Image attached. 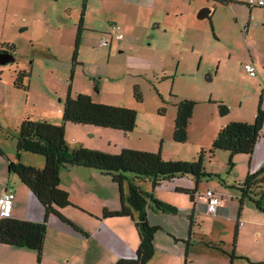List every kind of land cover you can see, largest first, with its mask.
Segmentation results:
<instances>
[{
	"label": "rangeland",
	"instance_id": "obj_1",
	"mask_svg": "<svg viewBox=\"0 0 264 264\" xmlns=\"http://www.w3.org/2000/svg\"><path fill=\"white\" fill-rule=\"evenodd\" d=\"M85 1L87 14L90 17L87 21L89 25L94 23L93 26H99L103 30L107 28L95 19V14L97 18L115 17L119 23H126L121 11L116 9L121 0H2L1 7L5 4L8 16L4 26L0 17V47L13 46L11 53L15 61L0 68L4 74H8V70L12 69L13 82L16 73L13 69L24 71L28 76L23 82L26 89L14 88L11 89L12 93L9 89L4 88V90L0 86V162L5 160L1 152L8 154L13 163L34 168L39 165L40 160H44L40 155L27 152L20 153L17 158L15 144L19 124L24 118L62 124L61 110L70 88L72 98L81 91L84 95L89 94L95 103L119 105L133 109L137 114L136 126L127 134L102 127L64 124L65 141L70 148L81 146L91 149L92 147L93 150L118 154L121 151L117 150L119 147H136L152 150L154 153L160 152L164 160L188 162L197 161L200 154H203L202 166L212 176L200 181L199 193L205 192L208 188L213 191L219 188L221 191L239 196L238 185L251 170L254 172L250 174H254L264 167V158H257L254 147L251 155L233 156L230 165L227 152L215 151L210 154L209 150L225 120L247 121L245 119L249 114L252 113L253 116L256 113L259 102L261 109L264 110V81L249 77L243 68L233 63V60H229L230 56L248 58L247 47L255 49L257 44L251 40L244 45L236 36L233 23H226L225 30L232 29L226 30V33L233 36L230 38L232 44L227 45V41L218 29L211 30V14L206 18H197L198 13L207 7L205 4L210 6L211 2L182 0L181 8L184 13L188 11L190 3L189 10L196 12L195 19L188 21L192 25L186 21L185 14L179 21L170 18L173 29L180 27V33L183 35V43L177 54L179 61L177 67L175 61H168L166 66L163 65L155 71L148 70L129 75L125 72L124 76H126L123 77L122 71L116 72L112 67L115 62L123 59V54H114L108 60V48L98 46L99 35L95 34L90 35L86 48L80 46L78 61L76 60L72 65L76 27L83 13ZM35 11H39V16H35ZM215 17L219 22H232V16L227 13L217 14ZM241 18L237 15V22L242 29L246 18L242 24ZM25 24H31L27 31L20 29ZM104 24L107 26V22ZM126 24L129 25L130 21ZM79 59L86 61L84 67ZM154 65L157 64H150L151 68ZM259 69H262V66H259ZM134 86H137L140 92L141 102H137L133 96ZM183 99L193 101L195 107L187 127L188 138L184 143H177L172 139L176 103ZM219 102H223L228 107V115L221 117L218 114ZM261 135L258 141L264 144V127ZM5 168L6 178L8 168ZM2 171H4L3 166ZM9 175L18 179L12 172ZM126 176L129 178L128 174ZM87 187L94 188V183L87 184ZM102 187L107 188L105 184H102ZM113 187L118 192V186L115 184ZM138 187L147 193L152 191L149 180L139 182ZM125 189L127 190V186ZM80 192L84 193L83 190ZM87 194L89 197H95L91 192ZM31 195L40 210L41 222H43L44 209L32 193ZM153 195L159 201L164 202L163 199H167L175 203L177 206L174 207L179 212L176 213L177 218L180 220L184 218L187 221L184 215L185 206H188V203L192 204L187 194H177L173 191V185L164 183L154 190ZM110 198L105 190V201L102 202ZM72 201L79 206L81 204L82 209L87 204L93 209L97 205H91L92 202L94 203L91 198L84 201L81 195L76 194ZM79 206L71 204L60 210L68 222L53 214L46 219L49 235L45 244L46 255L41 258L43 264H115L121 259L135 258L139 245L135 226L139 221L137 212L133 211L132 217H126L127 219L103 218L102 213H99L100 222H96L91 221L93 218L84 210L81 211ZM120 208L121 205L118 210ZM198 215L200 217H196L191 228L192 234L189 239L191 249L188 255L183 252L186 251L187 238L185 240L175 238L167 230L160 229L153 239L154 254L145 264H230L229 254L234 250L233 245L238 246L240 251L241 249L252 251L251 248H257L258 243H252V236L237 238L235 222L232 219L221 216L214 220L205 212ZM181 227L178 226L185 232V225L182 224ZM49 229L66 233L71 237L60 238ZM83 229L88 232H84ZM87 234L89 241L85 239ZM70 238L84 240L85 244ZM220 240L223 241L224 254L221 251L208 249L207 244ZM261 245L262 243L259 244ZM27 252L34 256L37 264L36 253L30 250ZM52 254L57 255L56 262ZM123 255H126V258H123ZM252 256L256 258L255 255ZM254 261L255 259L252 262L256 263ZM235 264L248 263L235 259Z\"/></svg>",
	"mask_w": 264,
	"mask_h": 264
},
{
	"label": "trees",
	"instance_id": "obj_2",
	"mask_svg": "<svg viewBox=\"0 0 264 264\" xmlns=\"http://www.w3.org/2000/svg\"><path fill=\"white\" fill-rule=\"evenodd\" d=\"M81 21L78 25L75 38L72 65L76 63V53L79 42ZM13 46L0 47V52L10 53ZM73 74V73H72ZM13 85L17 89H26L24 78L28 73L16 71ZM133 96L137 102L142 98L137 86L133 88ZM261 101V100H260ZM195 103L188 99L176 103V115L172 139L177 143H184L187 138V127L194 111ZM218 114L221 117L228 115L229 109L223 102H219ZM137 114L135 110L116 107L107 104L95 103L91 97L77 94L70 96V88L62 108V124H52L47 121H34L24 118L18 127L16 138L17 158L20 153L27 152L40 155L44 158L43 168L22 165L10 162L9 172L14 173L20 183L25 185L44 209L43 222H31L14 217L0 218V244L18 247L33 251L37 261L43 255L47 237L46 219L55 215L64 222H68L60 210L71 205L69 195L60 187V171L72 167L93 169L101 175L111 178L117 184L120 210H104L103 218L132 217V211L138 213V222L135 224L139 237V245L135 258L121 259L115 264H145L154 254L153 239L159 227L150 226L147 222L149 211L175 215L177 209L167 203L159 201L153 195L155 188L164 182L176 178H190L195 188L183 190V193L194 201L197 187L205 177H211L202 166L200 154L197 161L164 160L160 152H147L133 149H122L118 154H109L84 147L70 148L65 141L64 124L80 126H95L130 133L136 126ZM264 127V110L257 107L252 123L231 121L220 127L213 140L210 154L215 151H225L231 159L235 155H251L257 141L262 137ZM2 155V153H1ZM129 175V178L126 176ZM149 180L152 191L144 192L138 187L141 181ZM124 183L127 186L124 192ZM240 193L236 197L239 205L244 202L252 204L257 210L264 212V167L254 174H248L238 185ZM211 248L221 251L222 243L207 244ZM234 248V245H233ZM230 261L235 259L249 261L246 257L236 256L234 250L229 254Z\"/></svg>",
	"mask_w": 264,
	"mask_h": 264
},
{
	"label": "crops",
	"instance_id": "obj_3",
	"mask_svg": "<svg viewBox=\"0 0 264 264\" xmlns=\"http://www.w3.org/2000/svg\"><path fill=\"white\" fill-rule=\"evenodd\" d=\"M203 1L211 2L210 6L205 4V6H207L205 8H209L210 12L206 14L204 18L208 17L209 14H211V30L215 31V28L218 29L222 37H224V39L227 41V45L230 46L232 44L230 38L233 36H230L226 33V30H232L230 28L225 30V28L227 27L226 23H233L232 25L236 33V36L239 38L240 41L242 40L244 45L249 43L251 40L254 41V44H257L255 49H251L250 47H247L246 53L248 55V58L245 59L238 57L231 58L230 56L229 60L230 59L233 60V63L235 62V64L239 65L241 68H243V65L245 63L252 62L255 65L257 75L255 77H251V76L249 77L253 79H257L259 81H264V7L249 6L247 4L248 0H203ZM85 3L86 1L84 2L82 9L83 13H81V17L79 20V22L81 21V26L79 32L77 54H76L77 61L81 53L80 46H82V48L84 47L86 48L88 46L90 35L95 34V35H99L98 46L108 48L107 49L108 60H110V58H112L114 54H123L122 57L123 59L120 62H115L112 66L113 69H115L114 71L116 72L122 71L123 77L136 72H143L148 70L155 71L157 70V68L159 69L163 65L166 66L168 64V61H175L177 67V65L179 64L177 54L183 43V35L182 33H180L181 30L180 27H177L178 29L176 30L173 29V25L171 26L172 22L170 18L175 19V21L176 20L179 21V19H182V17L185 14V16L187 17L186 18L187 22L189 21V19L193 21L195 19L196 11L189 10L191 7V3L188 4V8H189L188 11L184 13L183 9L181 8L182 0H121L118 4L119 5L118 8L116 9L121 11L123 17L126 19L124 22L127 23L130 21V24L128 25L126 23H119L115 17L113 19L97 18V15L95 14L94 16L95 19L99 21L102 26L107 27L105 28V30H103L99 26L98 27L93 26L94 23H91L89 25V22L87 21H89L90 17L87 14V6L85 5ZM1 5H2V0H0V17L2 24L4 26V24L6 23L8 12L7 9H5L6 8L5 4L2 7ZM22 6L23 5H21V7ZM39 11H35V16H39L38 13ZM225 13L230 14L232 16V22H228V21L219 22V19L218 20L216 19L215 16L217 14H225ZM237 15L238 17L240 16L242 17L241 18L242 20L240 21L241 24L245 22V18H246V22H245L246 26L242 28L243 30L241 29V25L239 26L238 24L239 22H237ZM102 22L104 23L107 22V26ZM112 24L119 26L123 30V32L125 33L124 40L122 41L111 40L108 42V45L100 46L99 39L102 36L107 35L110 26ZM188 24L192 25L191 22L190 23L188 22ZM30 27L31 24L30 25L25 24L22 27H20V29L27 31ZM99 29L100 32H98ZM222 29L225 30V32H222L223 31ZM77 30H78V26L76 27L75 38L77 35ZM223 34L226 37L223 36ZM216 37L218 38L217 33H216ZM145 42L148 43L143 44ZM79 62H81L83 67L86 65V61H84V59H79ZM155 63L157 65H154V67L151 68L150 64L152 65ZM259 66H262V69H259ZM13 70H15L14 71L15 73L17 71V68ZM11 71L12 69H9L8 74H4V71L0 68V86H2L3 89L4 88L9 89L10 92H12L11 89L15 88L13 85V79L11 77V73H12ZM125 72L127 74L124 76ZM78 94H84V93L78 91ZM88 96L90 95L88 94ZM107 105L121 107L115 104H107ZM254 116L255 114L253 116L252 113L249 114L245 119L247 120L245 122L252 123L253 121H249V120H253ZM229 122L231 121L225 120V123L222 124L221 126ZM109 145H111L110 140H109ZM114 148H117V146H114ZM255 148L257 152V158L260 157L264 158V144H262V142L257 141ZM118 149L119 150L136 149L139 151L153 152L152 150L143 149V148L137 149L136 147H131V148L119 147L117 148V150ZM91 150H93L92 147ZM1 153L5 160L4 161L2 160L3 162H0L1 165L0 195L7 188H11L13 190L15 194V199L12 208V217L20 220L31 221V222H41L42 217H40V210L28 188L22 183L18 182L19 180L15 178V176L11 177L9 175L10 172L8 169H7V177L6 178L4 177V175L6 174L5 167L8 168V164L14 161L7 153H6L7 155H5L4 152ZM108 153L112 154L111 152ZM256 161H258V159ZM2 166L4 167V171H2ZM43 166H44V160L42 159L39 161V165H37L36 168H43ZM253 172L254 171L251 170L249 174ZM104 176L105 175H101L96 170L88 169L84 167H72L60 171L59 185L64 191L68 193L70 203L72 205L75 204L79 206L78 203L72 201L74 194H76L77 196L81 195V198L84 201H87L91 198V200L94 201V203L92 202L91 205L97 204L95 209H93V207L88 204L84 205V209L81 208L83 207L81 204L79 206L81 208V211L84 210L91 218H93L91 219V221L100 222V220H98L99 213L100 214L102 213L103 215L104 210L117 211L118 208L120 207L119 192L115 191L113 187L115 183L111 180L110 177L106 178L108 176L105 177ZM91 183H94V188L89 189L87 187V184H91ZM164 183L166 185H173V191L177 194L183 193V190H192L195 188L193 180L187 177L176 178L173 179L172 181L164 182ZM164 183L159 184L156 188H158L160 185H164ZM102 184H105L107 188H103ZM84 186L86 190L84 189ZM125 186L126 184L124 183V192L126 193ZM198 187L197 190H199ZM81 190H83L84 193L80 192ZM105 190L107 196L109 194L111 198L103 203L102 201L103 200L105 201L104 199ZM206 190H209V188ZM89 192H91V194H94L95 197L94 198L89 197L87 194ZM215 192L223 196V203L216 210L215 214H213L212 216L211 214H208V216L213 217L214 220H216L217 217H221V216L232 219L235 222L234 228L236 230L235 232L237 238L239 236L242 238H247V237L249 238L250 236H252L253 238L252 243L253 244L258 243L256 249L251 248L252 251H248L247 249L245 251L244 249H241L240 251L238 246H234V253L236 255L237 252L240 251L238 252L239 254H237L236 256L246 257L249 261H245V260L242 261H245L248 264H264V212L257 210L252 204L248 202H244L243 205H241L240 207L239 202L236 201L237 195L234 193L231 192L226 193L223 190L221 191L219 188ZM163 201L164 203L177 206L175 203H172L167 199L166 200L163 199ZM235 201L236 204L234 203ZM190 203L192 204L188 203V206H185L184 215L187 221L184 218L180 220L179 218H177L178 215L176 216V214L170 216L168 214L154 213L149 211L147 215V222L150 226L159 227V229H165L169 232V234L173 235V237L175 238L176 237L182 238L183 240H185L186 238L188 239L187 240L188 243L186 242L187 243L186 251L183 250V252H185L186 255L189 254V251L191 249V245L189 244V239L192 234L191 228H193L194 220L196 219V217H200L198 215L199 213L205 212V204L202 199L195 198L194 201L190 200ZM123 218L126 217H122L121 219ZM109 221H113V220H109ZM88 222L92 224V222L90 221ZM239 222H242L243 225L240 226ZM182 224L185 225V232H183L180 228H178V226L181 227ZM49 230L54 231L55 234L59 235L60 238L71 237L63 232L55 231L53 229H49ZM83 230L86 233L88 232L85 229ZM48 235L49 232L47 227L46 240L48 238ZM70 239H74V238H70ZM85 239L88 241L90 240L88 234L87 236H85ZM46 240H45V244H46ZM74 241L85 244L84 240L82 241L79 239L77 240V238H75ZM219 243H223V241L220 240L216 243H210V244H219ZM260 243H262L261 246H259ZM45 244H44L42 257L46 255L47 246H45ZM10 247L11 246L0 244V264H36V260L34 256L30 252H27L28 250L18 247H11V248ZM207 247L208 249L215 250L211 248V246L209 245H207ZM252 255H255L256 258H254ZM52 256L54 258V261L56 262L57 255L52 254ZM122 257L126 258V255H123ZM41 258L40 260L37 261V264H43ZM253 259L256 260L254 261L256 263L252 262ZM67 262L69 263V261ZM232 264H235V260L232 261Z\"/></svg>",
	"mask_w": 264,
	"mask_h": 264
},
{
	"label": "built area",
	"instance_id": "obj_4",
	"mask_svg": "<svg viewBox=\"0 0 264 264\" xmlns=\"http://www.w3.org/2000/svg\"><path fill=\"white\" fill-rule=\"evenodd\" d=\"M247 4L249 6L264 7V0H248ZM125 38V33L123 30L112 24L106 36H102L99 39L100 46L108 45L111 40L122 41ZM243 70L251 77L257 75L255 65L252 62H247L243 65ZM195 198L202 199L205 204V212L207 214H213L223 203V196L213 190H206L203 193L197 192ZM15 194L11 188H7L0 195V218H9L12 216V208L14 205ZM242 226L243 223L239 222Z\"/></svg>",
	"mask_w": 264,
	"mask_h": 264
},
{
	"label": "water",
	"instance_id": "obj_5",
	"mask_svg": "<svg viewBox=\"0 0 264 264\" xmlns=\"http://www.w3.org/2000/svg\"><path fill=\"white\" fill-rule=\"evenodd\" d=\"M209 12H210L209 8H205L198 13L197 17L199 19L204 18L205 15L208 14ZM14 61H15V58L12 54L0 53V66L13 63Z\"/></svg>",
	"mask_w": 264,
	"mask_h": 264
},
{
	"label": "flooded vegetation",
	"instance_id": "obj_6",
	"mask_svg": "<svg viewBox=\"0 0 264 264\" xmlns=\"http://www.w3.org/2000/svg\"><path fill=\"white\" fill-rule=\"evenodd\" d=\"M245 26H246V24H245ZM0 53H2V52H0Z\"/></svg>",
	"mask_w": 264,
	"mask_h": 264
}]
</instances>
